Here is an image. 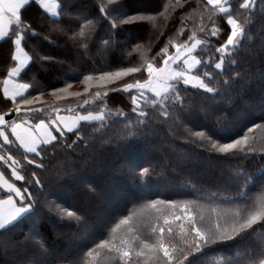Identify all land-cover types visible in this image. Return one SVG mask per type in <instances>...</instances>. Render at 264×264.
Returning a JSON list of instances; mask_svg holds the SVG:
<instances>
[{"label": "snow or ice", "instance_id": "obj_1", "mask_svg": "<svg viewBox=\"0 0 264 264\" xmlns=\"http://www.w3.org/2000/svg\"><path fill=\"white\" fill-rule=\"evenodd\" d=\"M257 2L199 0L192 9L193 12L199 10V23L187 28L182 21L174 36L153 55L145 56L141 63L117 66L113 70H94L80 81L85 85L82 91H70L71 82L52 89L51 94L58 101L68 97L82 100V103L78 101L75 105L61 107L46 105L42 99L44 91L36 84L23 82V73L34 61L26 45L32 36L40 35L25 13L36 7L45 19L58 25L62 16L68 14L72 0H0V44H8L11 48V66L0 80V94L5 102H11V107L0 111V164L15 181H24L18 186L0 170V189L5 190L0 192V235L10 233L25 220L39 219L47 207L48 212L54 211L61 219L75 221L78 229L83 228L85 232L86 238L80 241L73 255L62 257L69 264H206L204 258L225 247L233 249V254L221 257L216 264H264V166L255 173L241 169L234 177L233 194L216 197L219 202L211 201L205 205L189 198H147L142 207L124 208L119 216L109 212L93 217L90 207L57 203L63 199L60 192L46 190L35 172L32 173L34 181L26 180L22 174L24 165L12 151L22 149L23 161L47 171L43 160L49 155V149L56 158L58 146L72 149L84 138L82 122L102 123L112 115L103 107L95 112L85 108L92 102L103 104L110 91L128 94L129 112L117 109L115 116L137 128L148 126L150 111L171 118L172 112L184 105L182 93H187L189 88L198 90L201 95L211 94L213 99L221 95L219 82H213L226 70V63L229 68L239 67L233 57L238 55L247 38L248 29L238 17L253 13ZM259 2L264 4V0ZM186 4L188 0H177L176 7L183 9ZM98 7L113 35L121 25L141 26L151 19L140 14L129 15L122 0H98ZM79 19L83 24H78V31H73L68 39L87 48L93 21L84 13L79 14ZM218 19H223L227 30L217 23ZM213 37L217 38L216 45L212 43ZM103 44L108 45L109 40H104ZM205 49L209 53L207 56L198 54V50ZM147 51L151 52L152 48ZM230 79H241V76L233 71L232 77L224 80V86L230 87ZM40 113H45L43 118L37 115ZM133 115L135 120L130 119ZM259 127L262 125L249 127L238 123L223 131L186 128V132L195 138L193 143L199 140L201 147L212 152L247 159L257 151L264 154V146L257 149L253 144L254 129ZM229 132H234V138L228 135ZM68 134L76 138L71 143H68ZM129 138L140 137L129 132L122 142L129 143ZM36 158L40 159L39 163ZM150 171L151 166H131V174L141 180H146ZM55 182L83 187L96 199L111 198L76 164L66 165L55 175ZM32 183L40 185L42 196L34 195L30 187L25 186ZM257 185V193L253 194L251 189ZM195 191L193 185L192 192ZM258 233L261 239L256 243L253 237ZM29 238L37 248H44L41 241ZM225 242H231V245Z\"/></svg>", "mask_w": 264, "mask_h": 264}, {"label": "trees", "instance_id": "obj_2", "mask_svg": "<svg viewBox=\"0 0 264 264\" xmlns=\"http://www.w3.org/2000/svg\"><path fill=\"white\" fill-rule=\"evenodd\" d=\"M129 15H144L151 17L141 26L136 24L121 25L114 35L109 23L101 18L98 0H72L68 14L62 16L57 25L52 20L45 19L38 8H30L26 18L33 24L40 35L32 36L26 50L34 56V61L23 73V82L36 84L44 91L46 105H75L82 100L68 97L58 101L51 90L63 87L66 82L73 84L70 91H82L84 84L80 81L84 75L91 72L113 70L117 66H134L142 62L145 56H151L159 47L174 36L181 27V22L191 28L199 23V10L195 12L199 0H188L185 8L176 7L177 0H122ZM84 13L93 21V30L88 33L87 48L69 40L73 31H78V24H83L79 14ZM247 16V22L245 17ZM248 29L247 38L234 56L239 67H228L223 74L217 75L221 95L211 98V94H198V90L189 88L184 96V105L172 112L171 118L163 117L156 111H150V122L145 128L128 125L122 118L115 116L117 109L126 113L130 110V98L124 92H109L103 104L92 102L85 105L89 111H99L102 107L111 114L104 122H82L80 139L72 149L58 146L55 157L48 150L43 163L47 171L30 165L22 160V149H13V154L21 159L24 167L22 174L26 180H33L36 173L46 190H58L63 197L57 203L76 204L90 207L91 214L96 217L103 204L83 187L60 185L55 182V175L66 165L76 164L94 181L100 184L110 199H104L109 208L105 213L119 216L124 208L137 209L142 207L147 198H189L200 204L211 201L219 202L216 197L233 194L234 177L241 170L255 173L264 166V154L257 151L247 159L222 154L201 147V142L189 137L186 128L192 131H223L232 129L238 123L262 125L254 129L253 144L259 149L264 146V4L258 0L253 13H243L238 17ZM217 23L225 27L223 19ZM210 27V25H209ZM59 29V30H57ZM161 33H163L161 35ZM47 37V39H45ZM158 37V39H157ZM223 37L220 38L222 41ZM109 40L108 45L103 41ZM213 45L217 38H211ZM152 51H147L148 48ZM198 54L207 56L208 50ZM11 66V48L8 44H0V80ZM233 71L238 72L241 79H230V87L224 86L226 78H231ZM139 76V74H136ZM31 91V90H30ZM202 91V90H199ZM35 95L36 92L32 91ZM60 95H64L61 93ZM11 107V102H5L0 94V111ZM69 115L70 113L64 112ZM41 118L45 113L37 114ZM176 117H180L179 120ZM135 120V116H130ZM127 125V126H126ZM129 132H135L139 139H130L123 143L122 138ZM68 143L76 139L68 134ZM234 138V132H229ZM207 143L206 141L204 142ZM40 162L39 158H36ZM140 164L151 166L146 180H141L131 174V166ZM0 168L9 177V172L3 164ZM13 179V178H12ZM18 186L24 181H15ZM143 185V187H142ZM193 185L196 188L192 192ZM36 196H42L40 185L32 183L25 185ZM253 187L251 192L257 193ZM54 199L53 197H48ZM54 224L62 231L56 232ZM34 237L44 244L41 250L37 248ZM73 237L85 239L83 228L78 229L75 221L61 219L57 214L44 209V215L39 219L30 218L19 223L10 233L0 235V264H69L62 257L73 255L77 248ZM253 239L260 242V234ZM5 243V244H4ZM231 245V242H225ZM4 245L11 248H21L17 253H5ZM233 249L225 247L215 253H210L205 259L206 264H216L221 257L233 254ZM4 254V255H3Z\"/></svg>", "mask_w": 264, "mask_h": 264}, {"label": "rangeland", "instance_id": "obj_3", "mask_svg": "<svg viewBox=\"0 0 264 264\" xmlns=\"http://www.w3.org/2000/svg\"><path fill=\"white\" fill-rule=\"evenodd\" d=\"M98 202L100 203V204H103L104 206L103 207H101V211H99L98 213H97V215L96 216H101V212H105L106 211V209H108L109 208V206H108V204H107V202L103 199V200H101V199H99L98 200ZM54 229L56 230V232H59V230H61L62 231V229H61V227L59 226V225H57V224H54ZM73 241H75L76 243H78L79 241H80V238H79V241H78V238H76V237H73ZM5 244V243H4ZM20 249L21 248H11V247H9L8 245H4V254L5 253H17V252H19L20 251ZM3 254V255H4Z\"/></svg>", "mask_w": 264, "mask_h": 264}, {"label": "crops", "instance_id": "obj_4", "mask_svg": "<svg viewBox=\"0 0 264 264\" xmlns=\"http://www.w3.org/2000/svg\"><path fill=\"white\" fill-rule=\"evenodd\" d=\"M0 170H2V169L0 168ZM5 174H6V173H5ZM9 174H10V173H9ZM6 178H10L12 181H13V179H14V178L12 179L10 176L8 177L7 174H6ZM13 182H14V181H13ZM3 191H5V190L0 189V192H3Z\"/></svg>", "mask_w": 264, "mask_h": 264}]
</instances>
